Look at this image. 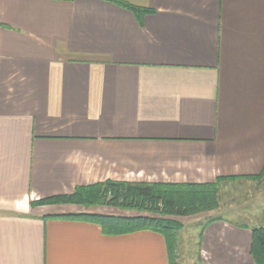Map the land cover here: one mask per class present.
I'll list each match as a JSON object with an SVG mask.
<instances>
[{
	"label": "crops",
	"instance_id": "crops-1",
	"mask_svg": "<svg viewBox=\"0 0 264 264\" xmlns=\"http://www.w3.org/2000/svg\"><path fill=\"white\" fill-rule=\"evenodd\" d=\"M122 1L150 11L0 0V264H169L159 232L106 234L45 217L81 207L29 203L108 179L218 177L227 178L212 211L258 214L205 219L193 249L176 234L175 264H253L250 228L264 214V174L249 176L264 167V0Z\"/></svg>",
	"mask_w": 264,
	"mask_h": 264
},
{
	"label": "trees",
	"instance_id": "trees-1",
	"mask_svg": "<svg viewBox=\"0 0 264 264\" xmlns=\"http://www.w3.org/2000/svg\"><path fill=\"white\" fill-rule=\"evenodd\" d=\"M140 16L150 10L128 4L122 0H108ZM261 173L249 175L260 178ZM149 182L135 183L117 180L78 185L72 192L33 199L31 208L43 205H76L81 210L48 214L45 217L67 218L96 223L106 234H123L138 230H152L163 235L169 264H175L176 231L182 226L176 217L208 213L218 207L219 182ZM104 206L133 210L143 214L119 215L90 211V207ZM218 217H208L204 225ZM249 253L253 264H264V214L263 222L250 228Z\"/></svg>",
	"mask_w": 264,
	"mask_h": 264
},
{
	"label": "rangeland",
	"instance_id": "rangeland-1",
	"mask_svg": "<svg viewBox=\"0 0 264 264\" xmlns=\"http://www.w3.org/2000/svg\"><path fill=\"white\" fill-rule=\"evenodd\" d=\"M225 185V183H224ZM230 189L229 187V182L227 187H225L222 190V199H225V193L228 192ZM237 198L239 199V201L241 200V197L237 196ZM236 198V199H237ZM234 200V199H232ZM232 202V201H231ZM228 202V203H231ZM244 203V202H243ZM232 209H237V210H232V211H224L223 210H215L212 212H208V213H203L199 216L196 217H184L182 219L184 226L181 230H177L176 234H179L180 239L182 240V243L184 244V241L187 244L191 245V248L193 249V247H195L196 242L198 241V235L200 232V223L204 222L205 219H207L208 217L211 216H222L224 218H230L233 221H238L241 222L242 220L240 219L241 217H239L238 215H247V217H249L250 219H253L254 216H257L256 214H258V212L255 211V209L250 208V209H245V211H240V208H236L234 206H228ZM223 208V207H222ZM90 211H95V212H101V213H108V214H119V215H136V214H143L137 211H133V210H125V209H117V208H110V207H104V206H96V207H90L89 208ZM254 216H251V215ZM196 215V214H195ZM191 216V215H190ZM251 216V217H250ZM243 222H248L245 221L246 217L242 218ZM182 224V223H181ZM184 240V241H183ZM189 246V245H188Z\"/></svg>",
	"mask_w": 264,
	"mask_h": 264
}]
</instances>
